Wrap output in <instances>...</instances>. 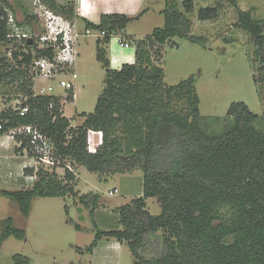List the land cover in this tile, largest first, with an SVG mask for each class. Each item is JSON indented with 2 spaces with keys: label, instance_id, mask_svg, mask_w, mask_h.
Listing matches in <instances>:
<instances>
[{
  "label": "trees",
  "instance_id": "trees-1",
  "mask_svg": "<svg viewBox=\"0 0 264 264\" xmlns=\"http://www.w3.org/2000/svg\"><path fill=\"white\" fill-rule=\"evenodd\" d=\"M43 1L53 13L77 20L71 0L62 4ZM224 1L236 9L235 27L247 34L254 46L255 81L264 85V20L255 19L250 10L239 9L237 0ZM6 6V0H0V47L7 33ZM193 8L192 0H183L181 7L177 0H164L163 26L136 41V62L118 70L108 69L104 46L113 34L123 38L134 18L103 15L99 23L86 24L85 30L104 33L95 41L96 59L106 68V74L94 111L85 115L77 128L63 116L59 98L33 97V83L21 63H9L0 52V97L4 106L0 111V136L31 125L47 138L54 159L62 166L68 163L107 177L142 172L141 196L116 210L121 229L98 231L89 252L99 239L111 237L127 246L131 264H264V132L255 125L258 116L244 103H232L224 119L216 120L222 123L221 130L209 131L200 119L195 79L190 77L167 87L162 68L152 60V48L173 38L204 43V39L191 34L189 15ZM220 8L219 2L199 8L196 16L200 21L214 20ZM24 14L25 25H30L34 17ZM39 52L52 56V49ZM155 56H160L159 51ZM30 60V54H23L25 65ZM68 93L67 99L72 101V91ZM10 94L27 97L24 116L8 106ZM181 100L185 107L174 109ZM89 131L102 134V143L93 153L88 151ZM30 139L16 136L20 144L15 151H26L32 157ZM55 170L25 168L24 175H35L32 187L2 190L0 194L12 200L26 218L33 199L55 196H72L92 215L99 207V195L78 194L72 184L75 175L66 169L60 178ZM149 198L156 199L158 215L148 212ZM0 227V242L9 237L24 239V230L16 228L11 217L1 221ZM12 259L13 264L29 263L27 257L18 254Z\"/></svg>",
  "mask_w": 264,
  "mask_h": 264
},
{
  "label": "rangeland",
  "instance_id": "rangeland-1",
  "mask_svg": "<svg viewBox=\"0 0 264 264\" xmlns=\"http://www.w3.org/2000/svg\"><path fill=\"white\" fill-rule=\"evenodd\" d=\"M66 0H56L58 4ZM76 1V0H75ZM88 9L79 7L72 21L81 34L77 41V60L74 68L76 79L72 80L73 100L60 97L62 114L70 120L71 127L77 128L84 122L85 115L94 111L97 98L104 88L106 68L96 59V38L85 35L87 23L97 24L103 15H120L134 18L130 21L123 38L130 45L120 47L117 38L111 37L106 44L108 69L118 70L124 64H133L135 43L152 34L155 28L164 24L160 11L164 9V0H141L139 5L131 0H87ZM183 0H177L179 7ZM20 23L25 14L36 17L38 21L22 24L23 31L41 33L44 30L43 0H6ZM74 2V1H73ZM77 2V1H76ZM194 8L189 15L191 34L204 39V43L190 42L186 39L173 38L165 45L152 48V60L164 72L165 86H176L193 77L195 90L199 98V114L203 126L211 132L220 131L228 108L232 103H244L251 112L258 116L256 127L264 132V85L255 81L254 46L244 32L235 27L237 12L224 0H192ZM220 3L218 17L214 20L200 21L197 18L199 8ZM75 3V2H74ZM238 8L252 11L257 20H264V0H237ZM139 7V8H138ZM140 9V12H138ZM134 15V16H133ZM67 20V19H66ZM160 56L156 58L155 52ZM69 75L66 76L68 80ZM48 86L45 81H38L37 86ZM56 92L63 94V88L56 87ZM69 94V93H68ZM13 96V94H10ZM0 97V111L3 109ZM185 101L174 104V109L181 110ZM214 120V121H213ZM89 131L88 151L95 152L102 143L100 132ZM16 144V143H15ZM33 163V159L26 153ZM68 164V163H67ZM45 166V165H43ZM75 181L72 182L78 194L94 193L99 195V207L90 211L77 203L72 196L38 197L33 199L28 217L20 214L16 204L0 194V223L8 217L13 219L16 228L24 230L23 240L9 237L0 242V264H13V256L18 254L29 259L28 264H131L132 257L125 244L115 248L116 240L102 237L96 242L91 252L90 245L99 231L120 230L117 209L128 205L141 196L142 172L134 171L122 175L100 176L82 167L69 164ZM72 166V167H71ZM10 167L4 168L7 173ZM58 177L63 178L65 168L62 163L53 168ZM9 177H13L7 174ZM33 177V175H30ZM33 178L32 181H34ZM30 186V185H29ZM26 187L27 189L29 188ZM32 187V184L31 186ZM25 188V189H26ZM0 189L18 190L19 188L0 183ZM109 195V191H114ZM148 212L155 216L160 213L156 199L146 200ZM1 233V227H0Z\"/></svg>",
  "mask_w": 264,
  "mask_h": 264
},
{
  "label": "built area",
  "instance_id": "built-area-1",
  "mask_svg": "<svg viewBox=\"0 0 264 264\" xmlns=\"http://www.w3.org/2000/svg\"><path fill=\"white\" fill-rule=\"evenodd\" d=\"M4 11L6 13L7 33L5 42L0 47V52L7 58L9 63L15 66H17L18 62L21 63V68L25 70L28 78L33 83V97L54 96L59 99L64 97L66 100L68 91L73 89L72 80L77 77L74 72L78 55L76 46L81 34L77 30L76 25H72V21L66 20L44 7V30L41 33L23 31L22 26L15 19L12 12ZM84 33L85 35L92 34L95 38L104 36L103 32H92L90 30H85ZM111 37L117 38L120 47H130L120 35L113 34ZM29 39H32L31 45L27 44ZM48 49H52L51 57L40 55L39 51ZM15 53L18 57L17 61L14 59ZM23 54L31 55V60L27 65L23 62ZM67 75H69L68 80H66ZM38 81H45L48 86L46 87L44 84L38 87ZM56 87L63 88L62 95L56 92ZM10 99L8 106L17 111L19 116H24L28 111V106L26 104L23 105L27 97L18 94L11 96ZM49 107L51 108L52 106L50 105ZM18 135L31 138L29 144L33 154V163L30 168H33L34 171L39 167L53 168L60 165L53 157L52 148L47 138L34 126H20L9 130L4 136L19 145L20 143L16 141V136ZM63 167L73 173L69 164H65ZM33 178H35V175H33ZM115 192L116 189L113 192L109 191V195H113Z\"/></svg>",
  "mask_w": 264,
  "mask_h": 264
},
{
  "label": "crops",
  "instance_id": "crops-1",
  "mask_svg": "<svg viewBox=\"0 0 264 264\" xmlns=\"http://www.w3.org/2000/svg\"><path fill=\"white\" fill-rule=\"evenodd\" d=\"M71 1L75 2L73 3L74 5H76V9H79V7L88 9L91 6V3H89L87 0H76L77 2L75 0ZM139 1L141 0H131L130 3H133L136 6L139 5ZM138 12H140V9ZM15 146H17L15 142L8 140L4 135L0 136V183H4L6 185L10 184V186L19 188L18 190H21L25 189L29 185L31 186V184H33L34 182L32 181L33 177H30L29 175H24L23 173L25 168H30L32 162L27 158L25 151H23L22 153H17L15 151ZM7 166L10 167V169H8L9 171L7 173L5 172L2 174V171ZM7 174H10L13 177H9L7 176ZM30 186L29 188H31ZM2 190L15 191L9 189H0V192ZM121 245H123V243H119L116 241L115 248L119 249Z\"/></svg>",
  "mask_w": 264,
  "mask_h": 264
},
{
  "label": "flooded vegetation",
  "instance_id": "flooded-vegetation-1",
  "mask_svg": "<svg viewBox=\"0 0 264 264\" xmlns=\"http://www.w3.org/2000/svg\"><path fill=\"white\" fill-rule=\"evenodd\" d=\"M46 7V6H45ZM4 10H8V11H11L12 12V14L14 15V17H15V19L20 23V21L18 20V18L15 16V14H14V12L12 11V9H10V6L8 5V6H6L5 8H4ZM33 21H38L37 20V18L36 17H34V20Z\"/></svg>",
  "mask_w": 264,
  "mask_h": 264
},
{
  "label": "water",
  "instance_id": "water-1",
  "mask_svg": "<svg viewBox=\"0 0 264 264\" xmlns=\"http://www.w3.org/2000/svg\"><path fill=\"white\" fill-rule=\"evenodd\" d=\"M27 44L31 45V44H32V39H29V40L27 41Z\"/></svg>",
  "mask_w": 264,
  "mask_h": 264
}]
</instances>
